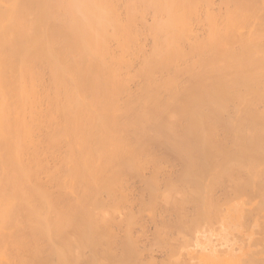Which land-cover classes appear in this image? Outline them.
Segmentation results:
<instances>
[{
    "label": "bare ground",
    "instance_id": "1",
    "mask_svg": "<svg viewBox=\"0 0 264 264\" xmlns=\"http://www.w3.org/2000/svg\"><path fill=\"white\" fill-rule=\"evenodd\" d=\"M153 142L174 146L177 154H183L184 159H190L188 162L195 165L196 170L191 172V176L190 169L189 172L186 171V178L185 174L183 175V179L191 177L188 181L193 182L191 185L190 182L184 183L189 186L185 192L182 190L184 193L179 189L183 194H177L176 186L169 188L170 190L166 188L168 192L172 189L171 192L176 193L173 198L179 199L184 195L182 199L186 204L189 194L194 196L193 198H198L197 195H200L201 199L204 196L207 198L202 195L205 192L201 193L199 190L207 187L206 184H201L204 187L199 184L206 182V174L216 178L225 173L230 175L228 170L221 171L220 165L217 170L221 172H217L212 169L215 167H209L210 161L204 164L207 157L202 154L208 156V152L201 151H207L208 146L205 148L203 145H214V148L216 146L215 150L212 147L209 151L207 160L215 157L222 162V157L230 154L228 149L226 152L219 150V144L234 147L231 155L235 154L236 158L241 160L245 156L255 155L260 166L255 167L257 165L250 160L253 167L248 165L250 162L246 163L247 165L243 163L246 169L244 170L249 175H244L245 172L240 174L241 178L244 176L242 185L245 184L248 190H260L263 198L259 204L261 211L264 210V0H0V264L111 262L115 254L111 255L110 252L117 244L114 247L110 244L114 243L112 241L116 243L117 237L115 232L109 229L115 219L118 223V214L113 211L115 199L111 197L109 200L113 205V210L110 211V204L106 207V202L100 199V196L106 191L110 193L106 192L108 197L112 196L118 189L117 192L120 193L117 185L119 179L117 180L116 176L124 174L123 171L126 172L127 169L131 170V167L123 166L125 169L119 166L121 161L117 165L120 151H125L123 147H129L128 144L152 145ZM197 145L206 150H201V146ZM180 146H195L199 151L190 148L196 151L193 153L187 148L186 151L183 149V153L180 152L182 149L179 151ZM243 146H251L250 150L254 147V150H249L252 153L243 152ZM126 147L124 148L127 152L132 150L131 147ZM135 148L133 151H136ZM198 152L205 160L196 157L200 163L202 161V164L206 165L205 174L199 170L200 164L196 158L193 159V154L199 156ZM128 153L130 156L137 154ZM161 156L164 159L162 154ZM164 156L168 159V156ZM170 160L172 161L171 158ZM237 160L232 162L234 166L235 163L246 161ZM107 161L108 165L115 162L116 165L106 166ZM196 161L199 166H196ZM139 163L137 165L136 162V168ZM122 164L125 165L123 162ZM112 166H116L117 170ZM240 166L242 164L237 169ZM108 167L113 169L108 171ZM120 167L122 171H119ZM160 167L162 165L157 170ZM235 168L229 169L231 174ZM252 169L256 171L252 172ZM104 170L108 171L105 173L106 177L109 175L108 178L104 176ZM128 174H124L126 177H119L125 179ZM170 174L172 176V173ZM201 177L204 179L199 181ZM104 178L108 182L104 181ZM237 183V180L236 183H231V187L233 184L237 187ZM114 185H117L116 189ZM174 192L172 195L163 192L169 195H166V198L160 192L156 194L163 196V201L173 196ZM119 193L118 195L122 191ZM153 195L152 204H149L148 208L157 204L154 199L156 195L152 198ZM178 199L175 205L179 203ZM189 199L192 202L191 197ZM242 199L240 196V202H235L227 208L221 237L226 235L227 230L240 226L245 221L249 208H245L246 200L243 202ZM249 199L251 201L250 197ZM119 201L114 204L118 205ZM194 201L193 203L196 202ZM183 202H180L179 206L169 203L177 209L183 207ZM220 202H223V199ZM134 203L136 202H133V205ZM217 203V210H221L218 209ZM202 204L204 205V202ZM212 204L211 207L214 205ZM220 205L224 206L222 203ZM152 206L150 208H153ZM253 206L255 205L252 204V208ZM211 207L210 209L213 208ZM201 211L199 209V212ZM111 212L113 215L114 212L117 214L114 220ZM212 213L217 212L212 210ZM133 215L137 216L138 213ZM213 215L211 214L210 218ZM217 215L215 214V217ZM135 218L133 216V219ZM172 219L177 220L175 217ZM198 219L200 220V217ZM183 223L186 225L185 220ZM170 224L172 223L169 222L168 225L167 222L162 225H167L168 228ZM189 224L193 223L189 221ZM256 224L254 235L250 237L251 244H244L242 249L235 247L237 250L232 247L233 250H228L224 255H221V252L216 253L222 249L218 250L219 246L215 247V251L201 250V264H264V248H259L258 252V249L253 247L257 242L255 235L262 228L260 224ZM117 225L119 226V223ZM188 225L186 229L190 227ZM200 226L195 225V228L200 229ZM182 227L184 228H179ZM161 228L159 235L164 237L165 232L163 233ZM191 229L193 227L190 232ZM168 230L169 228L165 231ZM166 236L165 239L168 237ZM168 238L170 239V236ZM205 239H200L203 245ZM261 240L264 241V235ZM263 241L261 243L264 244ZM122 243L121 249L124 252L120 255L123 260L116 258V253L111 264H119L121 260V264L133 262L137 251L134 249V243L131 238ZM168 243L170 244V241ZM180 259L182 261L181 257ZM180 261L171 263L182 264L183 261ZM187 261L189 260L183 264H192Z\"/></svg>",
    "mask_w": 264,
    "mask_h": 264
},
{
    "label": "rangeland",
    "instance_id": "2",
    "mask_svg": "<svg viewBox=\"0 0 264 264\" xmlns=\"http://www.w3.org/2000/svg\"><path fill=\"white\" fill-rule=\"evenodd\" d=\"M221 132V131H220ZM219 133V132H218ZM221 134V133H220ZM129 145V147H126V146H124V147H126L127 149L128 148H130L131 147V151H130V149L128 150V152H132V153H135L136 154V156L135 155H133V156H130V155H128L129 153L126 151V149L123 147V150H125L127 153H125L124 154V152L122 153L121 151H120V149L121 148H119V151H120V160H119V158L116 160L118 163H117V165L119 164V162H120V164H119V166H125V167H127V168H130L131 167V170L132 171H134L133 173H131L132 171L129 169H127V171L125 172V171H123L124 172V174L125 175H127L128 174V172H130L129 174H128V177L127 178H125V179H123L124 177H126L124 174H122V173H120V174H118V176H116V178H117V180L119 179V180H121V181H123V180H126V181H123V182H121V181H117V185L119 186V188H120V190L122 191V193H121V191H120V193L119 192H117L118 190H115L116 189V186H115V189L113 188V190H115L116 191V193L115 192H113V194H115V195H113L112 194V196H109L108 197V194L107 193H109V191H106V192H104L105 193V195H104V193L102 194V195H104V196H100V197H102V198H100V199H104V202H106L105 204H104V202H103V204L107 207L110 203H112V201H109L110 199H111V197H112V199H115V201H113V205H115L114 206V210H113V205L112 204H110L109 205V207L111 208L110 209V211L111 210H113V211H116V213L118 214V218H117V214L114 212V215L116 216H114L113 214H112V212L110 213V215L112 214V218H113V220L115 219V218H117V222L119 223V226L121 227H119L117 224L118 223H116V219L114 220V223H116V226H115V224L112 226L110 223H111V221H113V220H111L110 222H109V224L111 225L110 226V228L111 229H109V230H111V231H114L115 233L114 234H116V239L115 240H117L116 241V243H115V241H112V243L113 244H110V245H113V247H114V245L115 244H117L116 246H115V249H113L111 252L113 253H111L110 252V254L111 255H114V257L113 258H115V256H116V253L118 254V256L116 257V258H120V259H122L121 257H122V255H120L122 252H124V250L123 249H121V247H122V245H121V243H122V241H125V240H130V238H131V241L134 243V245H135V258L132 260L133 262H131V264H172L171 262H173V261H180L181 259H180V257L182 258V261H180V262H182V264L186 261V260H189V261H187V263L189 262V263H196V264H201V259H202V256H201V253H202V251L201 250H206V251H210V250H217L218 248L219 249H221L220 251H217L216 253L217 254H219L220 252H221V255H224V254H226V253H228V250L230 251V249L232 248V247H234V249H235V247L237 248V249H242L244 246V244H245V246L246 245H248L249 243L251 244V242H250V237L252 236V235H254V232H253V229H254V226L255 225H257L256 223H258V224H260L261 225V229H259L258 230V234L257 235H255V237H257V240H256V238H255V241H257L256 243H255V245L256 246H253L254 247V249L256 250V249H258L257 251L259 252L260 251V249H261V247H263L264 248V244L263 243H261L263 240H261L260 241V238H263V235H264V222H262L263 220H264V210L263 211H261L262 209H260V204L259 203H261L260 201L262 200V198H263V195H261V192H260V190L258 191V190H248L247 189V187H246V185L245 184H243L242 185V180H243V175H242V178H241V174L243 173V172H245V174L244 175H249L248 173H247V171H245L246 169H245V167H243V163L244 164H246V163H249L248 165H250L251 167H253V164L254 165H257V166H255V167H257L258 168V165L260 166V162H259V160L255 157V155H254V157H253V155L251 156V155H248L249 157H247V156H245V157H241L242 158V160L244 161V160H246V161H244V162H241L240 164H238V163H235V166L233 165L234 163H232V162H236V160L238 159V158H236V155L235 154H233V156L231 155V151H234V147H231V146H227L226 147V145L224 146L223 144H219V145H217V147H221V148H218L219 150H223V151H227V149H228V152L230 153L229 155L227 154V153H225V154H227V155H225L224 157H222V159H221V161L222 162H219V160L220 159H216L215 157H210L212 160H213V158H214V160L212 161V160H207V159H209L208 158V156H210L209 155V151H211L212 150V147L214 146H212V145H203L205 148H206V146H208L207 147V151H201V150H206L204 147H202L201 145H197V146H201V147H199V148H202L200 151H201V153H204V152H208V156H207V154H202L203 156H206L207 157V159H205L206 160V162H204V164L206 163V164H208L209 163V161H210V164H208L209 165V167H215V168H212V169H215L217 172H221V171H227L228 170V172L230 173V175L231 176H233V173L235 172V175L234 176H237V177H231L229 174H227L226 175V173H225V175H221V177H217L216 178V176H210L209 175V173L208 174H206V176H204L205 177V180L204 181H206V182H199V181H201V180H203L204 178L203 177H201L200 178V180L198 181L199 182V184H200V186H201V184H203V185H205L206 184V186L207 187H209V188H207L206 186V189L204 188V190H202V189H199V190H201V193H204V194H202L203 196L204 195H206L207 196V198L204 196V197H202V199H201V197H200V195H197L198 196V198H200V199H198V198H193L194 196H191L190 194H189V196H187V204H189V205H187L186 204V202L184 203L183 202V197H184V195H180V194H183L184 192H185V189L187 188V186H189V185H191L193 182H190V181H188V179L189 178H191V177H188L187 179H185L186 178V173H188L189 172V169H190V173H189V176H191L190 174H191V172L192 171H194V170H196V167H195V165L193 166L190 162H188L190 159H184L183 158V154L180 156V153H176V152H178L177 150H174V146H170V145H163V144H159V143H155V142H153L152 143V145L151 144H149V145H137V144H132V146H130L131 144H128ZM160 145V147L158 148L157 146H159ZM163 145V146H162ZM134 146V147H133ZM137 146H139L138 148H137ZM148 146V147H147ZM150 146V147H149ZM152 146V147H151ZM165 146H166V148H165ZM167 146H169V147H167ZM137 149H136V148ZM155 147V148H154ZM164 147V148H163ZM176 147V146H175ZM179 147V146H178ZM178 147H177V149H178ZM183 147V146H182ZM185 147V146H184ZM249 149H248V148ZM246 148H245V146H243V148H244V150L243 149H241V150H243V152H245V151H247L248 153H252V152H250L251 150H254V147L250 150V148H251V146H247ZM133 148H135L136 149V151H133L134 149ZM145 148H147V149H145ZM152 148H154L155 150H154V152H153V149ZM171 150H170V149ZM190 149V148H196L195 146H192V147H185V148H181V146H180V148H179V151H180V149H182L180 152H183L184 150L183 149H185V151H186V149ZM211 148V149H210ZM224 148H226V149H224ZM230 148V149H229ZM142 149L144 150V151H142ZM165 149V150H164ZM171 152H167L168 150ZM193 149H190L191 150V152H193V153H196V151H193ZM216 149V146H215V148L213 147V150H215ZM246 149V150H245ZM122 150V151H123ZM194 150H198L199 151V149H194ZM250 150V151H249ZM141 153H140V152ZM146 151V152H145ZM151 153H150V152ZM159 151V152H158ZM163 151V152H162ZM174 152V154H173V152ZM188 151V150H187ZM140 153V155H139V153ZM144 152V153H143ZM240 152H242V151H240ZM256 152V151H255ZM121 153H122V156L123 155H125V156H130V158H132V159H128V156H127V158L126 157H122L121 156ZM143 153V154H142ZM157 154V156H155L156 154ZM158 153H160V155L158 154ZM166 153V154H165ZM167 153H169V155L167 154ZM184 153V152H183ZM234 153V152H233ZM127 154V155H126ZM154 154V155H153ZM161 154L163 155V157H164V159H162V156H161ZM198 154H199V156L198 155H196V154H193L194 155V158L193 159H195L196 157H198L200 160L202 159L203 160V156L201 155L200 156V152H198ZM164 155H166V156H168V159H167V157H165ZM172 155H173V157H172ZM178 155V156H177ZM142 156V157H141ZM146 156H148V158L146 157ZM185 156V155H184ZM121 157L124 159H121ZM133 157H136L135 159H133ZM153 157V158H152ZM155 157H157L156 159H154ZM161 157V158H160ZM181 157V158H180ZM206 157H204V158H206ZM228 157H230V158H228ZM233 159H232V158ZM140 158V159H139ZM170 158L172 159V161L170 160ZM185 158H187V157H185ZM236 158V159H235ZM247 158H248V160H247ZM250 158V159H249ZM128 159V160H127ZM139 159V160H138ZM142 159V160H141ZM145 159V160H144ZM149 159H151L150 161H149ZM153 159V160H152ZM160 159V160H159ZM182 160V161H180V160ZM197 160V158L195 159V160H197L198 162H199V164H200V167H198V168H200L199 170H202L203 172H204V174L205 173H207V171H205L206 170V165H203L202 163V161H201V163H200V160ZM217 160V162L218 163H216V165H215V162H216V160ZM235 159V160H234ZM240 159V158H239ZM237 160V161H240V160ZM257 159V160H256ZM134 160H135V162H134ZM136 160H138V161H140V163L138 162V161H136ZM147 160V161H146ZM157 160V161H156ZM162 160V161H161ZM165 160V161H164ZM179 160V161H178ZM192 160V159H191ZM205 160H203V161H205ZM226 162H225V161ZM232 160V161H231ZM241 160V161H242ZM253 162V164H252V162ZM255 160V161H254ZM126 161V162H125ZM128 161H130V162H128ZM133 161V163H135V164H133V163H131ZM146 163H145V162ZM157 162L156 163V165H155V162ZM160 161V162H159ZM196 161V166H199ZM208 161V162H207ZM230 161V162H229ZM248 161V162H247ZM112 162H113V160H112ZM122 162L125 164V165H123L122 164ZM136 162H137V165H138V163H139V166H137V168H136ZM154 162V163H153ZM183 162V163H182ZM187 162V163H186ZM224 162V163H223ZM230 164H228V163ZM257 162H259L258 164H256ZM129 163H131V164H129ZM185 163V164H184ZM213 163V164H212ZM114 164V163H113ZM113 164H111V163H109V165H113ZM128 164L130 165V166H128ZM145 164H147V165H145ZM158 164H159V166H161L162 165V167H160L158 170H157V168L159 167L158 166ZM164 164V165H163ZM170 164V165H169ZM187 164H189V165H187ZM214 165V166H212V165ZM218 164V165H217ZM223 164H224V166H223ZM227 165V167H226V165ZM231 164H232V166H231ZM237 164H238V166L239 165H241L242 164V166H240L239 167V169H237L238 168V166H237ZM108 165V161H107V164H106V166ZM108 165V166H109ZM114 165H116V162H115V164ZM178 165V166H177ZM203 165V166H202ZM219 165H220V167H219ZM247 165V164H246ZM135 166V167H134ZM143 166V168L144 167H147V168H144L145 170H143V168H140V167H142ZM154 166H156L157 168L155 169L154 168ZM166 166V167H165ZM168 166H170V167H168ZM177 166V167H176ZM183 166H185V167H183ZM193 166V167H192ZM217 166L219 167V169L221 170H217ZM223 168H222V167ZM230 166V167H229ZM112 167H114V166H112ZM112 167H108V168H106V169H108V171H110V168H112ZM122 167H120V170L119 171H122L121 170V168ZM125 167H123V168H125ZM151 167V168H150ZM165 167V168H164ZM180 167V168H179ZM188 167H191V168H188ZM195 167V168H194ZM204 167H205V169H204ZM234 167H236L235 168V170L233 171V173L231 174V171L229 170V169H231V170H233L234 169ZM114 168H116V166L114 167ZM134 170H133V169ZM139 168V169H138ZM170 168V169H169ZM177 168V169H176ZM192 168H193V170H192ZM240 168L242 169V170H244V171H242V170H240ZM104 169H105V167H104ZM113 169V168H112ZM126 169V168H125ZM124 169V170H125ZM183 169V170H182ZM208 169H210V168H208ZM223 169H226V170H223ZM237 169V170H236ZM116 170H117V168H116ZM179 170V171H178ZM182 170V173L180 172ZM108 171H106V170H104V174L105 173H108ZM114 171V170H113ZM150 171V172H149ZM154 171V172H153ZM157 171V172H156ZM167 171V172H166ZM186 171H188V172H186ZM241 171V172H240ZM256 170L255 169H252V172H255ZM116 172V171H115ZM175 172V173H174ZM236 172H238V174L236 173ZM149 173V174H148ZM152 173V174H151ZM170 173H172V176H171V174L169 175ZM178 173V174H177ZM179 173H181V174H179ZM241 173V174H240ZM247 173V174H246ZM115 175H116V173H114ZM175 174H177V176L175 175ZM185 174V181H184V179H183V175ZM119 175H123L124 177H122V179H121V176L119 177ZM130 175V176H129ZM134 175V176H133ZM145 175V176H144ZM179 175L180 176H182L181 178L179 177ZM253 175V174H252ZM255 175V174H254ZM253 175V176H254ZM257 175V174H256ZM105 177H106V174L104 175ZM131 176H133V177H131ZM140 176V177H139ZM144 176V177H143ZM156 176V177H155ZM171 176V177H170ZM175 176H176V178H175ZM187 176H188V174H187ZM230 176V177H229ZM238 176H240V177H238ZM108 177H109V175H108ZM108 177H106V178H108ZM136 177V178H135ZM151 177V178H150ZM174 177V178H173ZM209 177V178H208ZM212 177H215V178H212ZM116 178H115V180H116ZM147 178V179H146ZM159 178V179H158ZM170 178V179H169ZM239 178V179H238ZM128 179V180H127ZM148 179H149V181H148ZM155 179V180H154ZM157 179V180H156ZM160 179H162V180H160ZM209 179V180H208ZM213 179H215V180H212ZM217 179V180H216ZM223 179V180H222ZM139 180V181H138ZM160 180V181H159ZM190 180V179H189ZM211 180V181H210ZM227 180V181H226ZM236 180H237V187L235 186L236 184H233V187H231V183H236ZM104 181H107V180H105V178H104ZM128 181H130V182H128ZM142 181V182H141ZM148 181V182H147ZM164 181H166L165 183H164ZM221 181H223L224 183H222ZM108 182V181H107ZM121 182V183H120ZM125 182V183H124ZM127 182V183H126ZM150 182V183H149ZM151 182H154V183H151ZM170 182V183H169ZM190 182V184L189 185H187V186H185V184H187V183H189ZM197 182V183H198ZM215 182V183H214ZM231 182V183H230ZM128 183H130V184H128ZM134 183V184H133ZM162 183V184H161ZM169 183V184H168ZM174 183V184H173ZM177 183V184H176ZM185 183V184H184ZM218 183V185H219V187H220V189H219V187H217L218 185H216ZM220 183V184H219ZM239 183H241V185L239 184ZM122 184V185H121ZM172 184V185H171ZM179 184V185H178ZM207 184H210V185H207ZM212 184V185H211ZM226 184H227V186H226ZM238 184H239V187H238ZM131 185H133V186H131ZM145 185V186H144ZM148 187H147V186ZM158 185V186H157ZM160 185V186H159ZM163 185V186H162ZM201 186V187H204V186ZM216 185V186H215ZM230 185V186H229ZM245 185V186H244ZM121 186V187H120ZM143 186V187H142ZM153 186H155V187H153ZM174 186H176V189H175V191H177V194L180 192V196L181 197H179V195H177V197H179V199H180V201H179V199L178 198H173V197H175L176 196V193L174 192V194H173V196H170V197H172L173 198V200H172V198H171V200H170V197H168L167 199H169L168 201H167V199L166 200H163L162 201V199H163V196H161V195H158L159 194V192H160V194L162 193V195H164V197L167 195V194H164V193H171V195H172V193L173 192H171L172 191V189H171V191H169L168 192V190L167 189H169V188H175ZM211 186V187H210ZM242 186V187H241ZM123 187H125V188H123ZM163 187H165L164 188V190H163ZM216 187V188H215ZM118 188V187H117ZM122 188V189H121ZM127 188H130L129 190L127 189ZM149 188V190H147ZM161 188V189H160ZM167 188V189H166ZM229 189V190H226V189ZM233 188V189H232ZM240 188V189H239ZM132 189V190H131ZM182 191V190H184V192L182 193L180 190ZM214 189H217V190H214ZM236 189V190H235ZM237 189H238V191H240L241 193H242V191L244 192V193H242V194H239L240 192H238L237 191ZM243 189V190H242ZM112 190V189H111ZM125 190H127V192L125 193H123V191H125ZM140 190V191H139ZM156 190V191H155ZM160 190V191H159ZM170 190V189H169ZM179 190V191H178ZM209 190V191H208ZM225 190V191H224ZM231 190V191H230ZM235 190V194L237 193V195H235L234 193H233V191ZM143 191V192H142ZM151 191H152V194H154L153 196H152V198L156 195H158V197L156 198V196H155V202L158 204H154L152 207L153 208H148V206H149V204H152V201H153V199H151ZM155 191V192H154ZM162 191V192H161ZM203 191V192H202ZM215 191V192H214ZM220 191V192H219ZM227 191V192H226ZM248 191H250V192H248ZM254 191V192H253ZM141 192V193H140ZM149 192V193H148ZM154 192V193H153ZM164 192V193H163ZM206 192H207V194H206ZM211 192V193H210ZM231 192V193H230ZM245 192H247V193H245ZM252 192V193H251ZM258 192V193H257ZM118 193L120 194V195H118ZM128 193V194H127ZM148 193V194H147ZM156 193H158V194H156ZM255 193V194H254ZM107 194V195H106ZM110 194V193H109ZM119 196V199H118V196ZM125 194V195H124ZM223 194V195H222ZM224 194H226L225 196L227 197H225L224 196ZM227 194H228V196H227ZM249 196H248V195ZM260 194V195H259ZM124 195V196H123ZM127 195V196H126ZM137 197H136V196ZM140 195V196H139ZM175 195V196H174ZM213 195V196H212ZM231 195V196H230ZM234 197H233V196ZM247 195V196H246ZM107 196V197H106ZM116 197V198H114V197ZM126 196V197H125ZM143 196V197H142ZM167 196H169V195H167ZM166 196V197H167ZM186 196V195H185ZM209 196V197H208ZM217 196H218V199H217ZM220 196V197H219ZM237 196H239V197H237ZM240 196L243 198L242 199V201L243 202H245V200H246V203H244V205H245V208L247 209V208H249L248 210H249V212L248 213H250L251 212V210H253V212H251L250 214L252 215H250V214H248V213H246V215H245V217H246V219H245V221L244 222H242L241 223V225L240 226H237V227H232V228H230L229 230H227L226 231V235L224 236V237H221L220 236V232H221V229L223 228V226L225 225V216H226V211H227V208L231 205V204H235V202H238L239 201V198H240ZM104 197H106V199L104 198ZM120 197H122V198H120ZM142 197V198H141ZM147 197V198H146ZM149 197V198H148ZM165 197V198H166ZM191 197V201L192 202H190V199L189 198ZM216 197V198H215ZM246 197H248V198H246ZM249 197L251 198V201H250V199H249ZM253 197V198H252ZM260 197V198H259ZM108 198V199H107ZM126 198H127V200H129V201H127L126 200ZM145 198H146V200H145ZM164 198V199H165ZM203 198H205V199H203ZM210 198V199H209ZM212 198V199H211ZM228 198H229V200H228ZM231 198V199H230ZM257 198V199H256ZM122 199V200H121ZM142 199V200H141ZM148 199V200H147ZM176 199H178V202L180 203V202H183L184 204H182L183 205V207L181 208V207H177V209H176V205H178L179 206V203H177L176 205L174 204V203H176ZM185 199H186V197H185ZM185 199H184V201H185ZM189 199V200H188ZM193 199H195V201L197 202H195ZM222 199H223V202H220V201H222ZM224 199H226V201L224 200ZM245 199V200H244ZM254 201H253V200ZM119 201L120 202V204H119V202H117L118 203V205H116V204H114V202L116 203V201ZM159 200V201H158ZM175 200V201H174ZM202 200V201H201ZM211 200V201H210ZM249 200V202H247ZM257 202H256V201ZM109 201V202H108ZM127 201V202H126ZM140 201V202H139ZM173 201V202H172ZM193 201L195 202V203H193ZM199 201V202H198ZM210 201V202H209ZM215 201V202H214ZM241 201V200H240ZM239 201V202H240ZM253 201V202H252ZM133 202H136V203H134V205H133ZM147 202V203H146ZM165 202H171V203H173V205H175V206H173L172 207V205H171V203H169V204H165ZM190 202V203H189ZM200 202H204V205L202 204V203H200ZM206 202V203H205ZM214 202V203H213ZM218 202V203H217ZM255 202H256V204H255ZM108 203V204H107ZM124 203V205H122V204ZM125 203H126V205H125ZM130 203H132V204H130ZM164 205H163V204ZM193 203V204H192ZM201 205H203V206H201ZM208 203V204H207ZM210 203V204H209ZM214 205H213V204ZM216 203H217V207H219L218 209H221V210H217V208H216ZM220 203H222V204H224V206L223 205H220ZM258 203V204H257ZM138 204V205H137ZM141 204V205H140ZM209 205L208 207H207V205ZM211 204L213 205V206H215V208L213 207H211ZM249 204H251V205H249ZM252 204H254L255 206H253V208H252ZM111 205H112V207H111ZM137 205V206H136ZM159 205H160V207H159ZM194 207H193V206ZM198 205H199V207L200 208H198ZM249 205V206H248ZM256 205H258V206H256ZM141 206V207H140ZM144 208H143V207ZM170 206V207H169ZM197 206V207H196ZM109 207H108V209H109ZM121 207H123L122 209H121ZM155 207V208H154ZM194 209H193V208ZM204 209H203V208ZM210 207L212 208V209H210ZM252 209H251V208ZM124 208H125V210H124ZM137 208V209H136ZM141 208V209H140ZM157 208V209H156ZM181 208V209H180ZM223 208V209H222ZM257 208L259 209V210H257ZM120 209V210H119ZM143 209V210H142ZM159 209V210H158ZM165 209V210H164ZM167 209V210H166ZM170 209H171V211H170ZM182 210V211H180V210ZM186 210L185 212H184V210ZM199 209H200V211L202 212H199ZM216 211H215V210ZM119 210V211H118ZM129 211V212H124V211ZM164 210V211H163ZM170 212H169V211ZM174 212H173V211ZM198 210V211H197ZM210 210V211H209ZM212 210L214 211V212H217L218 213V215H219V217H218V215H217V213H212ZM109 211V210H108ZM143 211H145L144 213H143ZM163 211V212H162ZM178 213H177V212ZM179 211H180V213H179ZM189 211V212H188ZM193 211V212H192ZM195 211V212H194ZM204 211V212H203ZM220 213H219V212ZM138 213V217L136 216V215H133L134 213ZM168 212V213H167ZM188 212V213H187ZM209 212V213H208ZM258 212V213H257ZM122 215H121V214ZM127 214V216H129L130 217V219H128L129 217H127L126 216V214ZM129 213V214H128ZM130 213H131V215H130ZM133 213V214H132ZM140 213H141V215H140ZM175 213H176V215H177V217H176V215H175ZM182 213V214H181ZM183 213H185L186 215L184 216V214ZM214 214L213 216L215 217V214L217 215L215 218L213 217V216H211V218H210V215L211 214ZM256 213V214H255ZM260 213V214H259ZM125 214V215H124ZM148 214V215H147ZM157 214H158V216H157ZM162 214V215H161ZM163 214H164V216H163ZM167 214V216H169L168 218H170V219H168L167 218V216H165ZM172 214V215H171ZM173 214H174V216H173ZM193 214V215H192ZM199 214V215H198ZM206 214V215H205ZM207 214H209L208 216H207ZM221 214V215H220ZM262 214V215H261ZM143 215V216H142ZM182 215V216H181ZM114 216V217H113ZM122 216V217H121ZM123 216H124V218H123ZM133 216H134V218L136 219H133ZM153 216H155V218L153 217ZM179 216V217H178ZM188 216H190V217H192V218H189ZM197 216V217H196ZM200 217V220L202 221V222H200V220L198 219L199 217ZM204 216H206V217H204ZM250 216V217H249ZM254 216V217H253ZM262 218H261V217ZM111 217V216H110ZM127 217V218H126ZM132 217V218H131ZM158 217H160V218H158ZM166 217V218H165ZM172 217H175V218H177V220L180 222V223H177L176 221V219H172ZM182 217V218H181ZM187 217V218H186ZM195 219H194V218ZM208 217V218H207ZM111 218V219H112ZM126 218V219H125ZM143 218V219H142ZM181 218V220H179ZM186 218V219H185ZM198 219V221H197V219ZM205 218V219H204ZM207 218V219H206ZM214 218V219H213ZM219 218V219H218ZM257 220H256V219ZM127 222V224H126V222L124 221V220ZM128 219V220H127ZM133 219V220H132ZM137 219H138V221H137ZM140 219V220H139ZM150 219V220H149ZM162 219V220H161ZM167 220V222H168V225H169V222L170 223H172V224H170V226L168 227L169 228V230H168V232H170V233H168V232H166L165 230H167L168 228H167V225H166V227H164L165 225H162V224H167V222H166V220ZM182 219H183V221H182ZM260 220V222H259V220ZM120 222H119V221ZM131 222H130V221ZM147 220H148V222H147ZM169 220V221H168ZM172 220L173 221H175L174 223L172 222ZM184 220H185V222H186V225H185V223H183L184 222ZM196 220V221H195ZM212 220V221H211ZM216 222H215V221ZM217 220H219L218 222H217ZM249 220V221H248ZM250 220H252V221H250ZM256 220V221H255ZM132 221H134V222H132ZM136 221V222H135ZM161 221V222H160ZM164 221V222H163ZM189 221H190V223H193V224H189ZM255 221V222H254ZM130 222V223H129ZM139 222V223H138ZM155 222V223H154ZM194 222H195V224H194ZM254 222V223H253ZM134 223V224H133ZM136 223V224H135ZM183 223V224H182ZM190 225V227H188L187 229H186V227H187V225L188 224ZM203 223V224H202ZM211 223V224H210ZM249 223V224H248ZM253 223V224H252ZM142 224V225H141ZM159 224V225H158ZM177 226H175V225ZM197 224H198V226H200L199 224H201V226H200V229H198V228H195V225H196V227H198L197 226ZM136 225V226H135ZM139 225H140V227H139ZM171 225H173L174 227H171ZM188 225V226H189ZM192 225H194V226H192ZM212 225V226H211ZM216 225V226H215ZM249 225H250V227H249ZM252 225V226H251ZM160 226V227H159ZM161 226H163L162 228H161ZM181 227V226H184V228L182 229V228H179V227ZM204 226V227H203ZM213 226H215V228L213 227ZM109 227V225L106 227V228H108ZM144 227V228H143ZM154 227V228H153ZM155 227H156V229H155ZM193 227V229H191V232H190V228H192ZM123 228V229H122ZM125 228V229H124ZM158 228V229H157ZM160 228L161 229H163V233L165 232V236L167 235L166 233H168V237L170 236V239L167 237L166 239H165V236L163 237V236H160L159 234H161V230H160ZM165 228V229H164ZM171 228H174L173 230L171 229ZM208 228V229H207ZM211 228V229H210ZM128 229V230H127ZM141 229V230H140ZM181 229V230H180ZM240 229V230H239ZM248 229L250 230V231H248ZM108 230V229H107ZM123 230H125V231H123ZM157 230H160L159 232L157 231ZM180 230V231H179ZM196 230V231H195ZM239 230V231H238ZM245 230H247V231H245ZM143 231V232H142ZM147 231V232H146ZM203 231V232H202ZM244 231V232H243ZM156 234H155V233ZM158 232V233H157ZM171 232H172V234H171ZM177 232V233H176ZM183 232H186V233H183ZM195 232V233H194ZM199 232H201V233H199ZM233 232H235V234H233ZM156 235H154V234ZM178 233H180V234H178ZM187 233H188V235H187ZM194 233V234H193ZM209 233V234H208ZM262 233H263V235H262ZM125 236H124V235ZM130 234V235H129ZM175 234V235H174ZM177 234V235H176ZM193 235L192 237H191V235ZM200 234V235H199ZM206 234H207V236H206ZM154 235V236H153ZM184 235V236H183ZM234 235V236H233ZM238 235V236H237ZM132 236V237H131ZM172 236V237H171ZM179 236V237H178ZM209 236V237H208ZM231 236V237H230ZM118 237H119V240L121 241V243H120V241L118 240ZM125 237H126V239H125ZM136 237V238H135ZM161 238V239H160ZM172 238V239H171ZM202 238H206L205 239V241H204V245L201 243V241L202 240H200V239H202ZM208 238V239H207ZM213 238V240H211L210 241V239H212ZM259 238V239H258ZM139 239V240H138ZM152 239V240H151ZM165 239V240H164ZM178 239V240H177ZM188 239V240H187ZM195 239H196V241H195ZM134 240H135V242H134ZM155 240V241H154ZM158 240V241H157ZM163 240H164V242H163ZM168 240V241H167ZM181 240H183V242H185L184 244H183V242L181 241ZM191 240H193L192 242H190ZM153 241V242H152ZM156 241H157V243H156ZM165 241H166V243H165ZM170 241V244L168 243ZM174 241V242H173ZM175 241H176V244L178 243L179 245H176L175 244ZM178 241V242H177ZM180 241H181V243H180ZM187 241H188V243H187ZM195 241V242H194ZM119 242V243H118ZM155 242V243H154ZM264 242V241H263ZM124 243L125 242H123L122 244L124 245ZM138 243V244H137ZM146 243V244H145ZM153 243V244H152ZM169 245H168V244ZM174 243V244H173ZM187 243V244H186ZM189 243H194V245L192 244H189ZM213 243V244H212ZM227 243V244H226ZM159 244V245H158ZM119 245V246H118ZM121 245V246H120ZM147 245V246H146ZM151 245V246H150ZM168 245V246H167ZM176 245V246H175ZM216 246H219V247H217V249H215V247ZM112 247V246H111ZM175 247V248H174ZM181 247V248H180ZM185 247V248H184ZM123 248V247H122ZM164 248V249H163ZM174 248V249H173ZM224 248V249H223ZM260 248V249H259ZM263 248L261 249V250H263ZM107 249V248H106ZM121 249V250H120ZM141 249V250H140ZM161 249V250H160ZM176 249V250H175ZM181 249V250H180ZM196 249H199L198 251L196 250ZM218 249V250H219ZM237 249H235V250H237ZM115 250H117V251H115ZM152 250V251H151ZM171 250V251H170ZM178 250V251H177ZM185 250V251H184ZM231 250H233V249H231ZM172 251H173V253H172ZM183 251V252H182ZM226 251V252H225ZM119 252V253H118ZM137 252H138V254L140 255H138L137 254ZM143 252V253H142ZM169 252H171L170 253V255H168L169 254ZM185 252V253H184ZM197 252V253H196ZM140 253H142V254H140ZM196 253V254H195ZM109 254V255H110ZM123 254V253H122ZM172 254H175V255H172ZM197 256H195V255ZM120 255V256H119ZM142 255V256H141ZM150 255V256H149ZM172 255V256H171ZM186 255V256H185ZM191 255H193V256H191ZM168 256V257H167ZM189 256H190V258H189ZM195 256V257H194ZM111 256H109V258H110ZM171 258V260H170V258ZM187 257V258H186ZM194 257V258H193ZM113 258H111V262L109 261L108 263L106 262V264H111V263H113L114 261L112 260ZM123 258H124V255H123ZM137 258H138V260H137ZM140 258V259H139ZM143 259V261H142V259ZM148 260H147V259ZM154 258V259H153ZM132 259V258H131ZM130 259V260H131ZM150 259V260H149ZM184 259V260H183ZM123 260V259H122ZM121 260V262L119 261V264H121V263H123V261ZM145 260H147V261H145ZM152 260V261H151ZM153 260H155V261H153ZM173 260V261H172ZM113 261V262H112ZM140 261V262H139ZM125 263V262H124Z\"/></svg>",
    "mask_w": 264,
    "mask_h": 264
}]
</instances>
